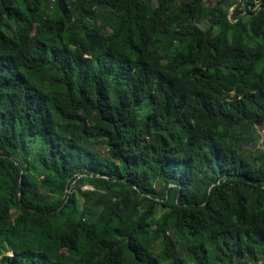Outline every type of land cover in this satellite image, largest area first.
I'll return each mask as SVG.
<instances>
[{
  "label": "trees",
  "instance_id": "16d2710c",
  "mask_svg": "<svg viewBox=\"0 0 264 264\" xmlns=\"http://www.w3.org/2000/svg\"><path fill=\"white\" fill-rule=\"evenodd\" d=\"M260 126L264 0H0V264H264Z\"/></svg>",
  "mask_w": 264,
  "mask_h": 264
},
{
  "label": "rangeland",
  "instance_id": "374dc122",
  "mask_svg": "<svg viewBox=\"0 0 264 264\" xmlns=\"http://www.w3.org/2000/svg\"><path fill=\"white\" fill-rule=\"evenodd\" d=\"M234 1H230L229 2V7L231 6V4L233 3ZM234 7L231 8V10H233ZM258 133H259V146L264 149V126H260L258 128ZM79 207H81V203H79Z\"/></svg>",
  "mask_w": 264,
  "mask_h": 264
},
{
  "label": "built area",
  "instance_id": "2783aa9c",
  "mask_svg": "<svg viewBox=\"0 0 264 264\" xmlns=\"http://www.w3.org/2000/svg\"><path fill=\"white\" fill-rule=\"evenodd\" d=\"M84 188H85V189H91V187H90V186H85Z\"/></svg>",
  "mask_w": 264,
  "mask_h": 264
}]
</instances>
